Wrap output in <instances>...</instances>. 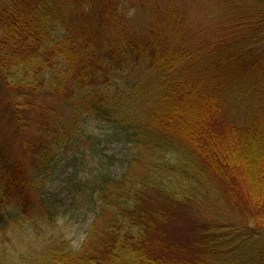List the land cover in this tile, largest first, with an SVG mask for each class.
<instances>
[{"label":"trees","instance_id":"obj_1","mask_svg":"<svg viewBox=\"0 0 264 264\" xmlns=\"http://www.w3.org/2000/svg\"><path fill=\"white\" fill-rule=\"evenodd\" d=\"M4 97L30 172L0 145V264L30 211L55 223L32 185L93 125L130 144L129 167L89 171L81 247L41 239L34 264H264V0H0ZM200 205L183 248L173 220Z\"/></svg>","mask_w":264,"mask_h":264},{"label":"rangeland","instance_id":"obj_2","mask_svg":"<svg viewBox=\"0 0 264 264\" xmlns=\"http://www.w3.org/2000/svg\"><path fill=\"white\" fill-rule=\"evenodd\" d=\"M129 14L135 9L128 4ZM249 97L244 103L249 104ZM94 141L84 142L82 145H74L67 148L61 161L44 182L38 184L40 190L45 194L50 208L57 212V219L52 225L47 224L36 212L30 224H26L23 233L15 235L7 234L4 237V244L11 257L5 264H34L33 259L39 251V241L41 239H51L62 234L69 240L73 249H78L83 243L88 228L91 226L97 209L92 212H83L85 203L90 200L86 197L85 202H80L74 197L75 190L87 179L89 171L95 168L106 171L114 177H119L125 173L130 164L133 150L130 144L123 140L115 139L107 133L101 126L93 125L88 128ZM17 143L13 120L9 114V104L7 98L0 100V145L9 151L10 158L23 159L26 172H30L29 155H21V150ZM81 146L90 148L91 152L82 155ZM87 154V155H86ZM134 172L141 171L143 166L139 161L132 163ZM81 206V208H78ZM206 214V206L200 205L184 207L181 215L173 220L171 226V239L183 248H188V243L194 238V220L200 215ZM217 215L232 221L231 214L227 210L220 208ZM235 220V219H234ZM37 235V236H34ZM38 246V247H37ZM259 259L264 261V253Z\"/></svg>","mask_w":264,"mask_h":264}]
</instances>
